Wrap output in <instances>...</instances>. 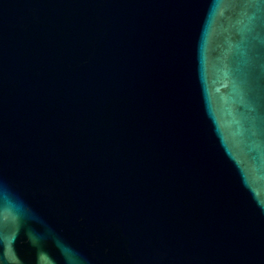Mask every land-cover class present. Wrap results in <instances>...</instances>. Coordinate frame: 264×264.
I'll use <instances>...</instances> for the list:
<instances>
[{
	"label": "water",
	"instance_id": "water-1",
	"mask_svg": "<svg viewBox=\"0 0 264 264\" xmlns=\"http://www.w3.org/2000/svg\"><path fill=\"white\" fill-rule=\"evenodd\" d=\"M0 264H264V0H0Z\"/></svg>",
	"mask_w": 264,
	"mask_h": 264
}]
</instances>
